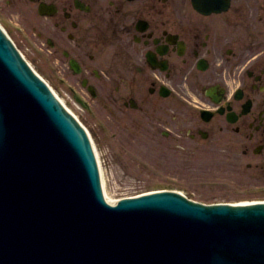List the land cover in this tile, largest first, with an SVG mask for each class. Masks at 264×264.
I'll return each mask as SVG.
<instances>
[{
	"label": "water",
	"instance_id": "1",
	"mask_svg": "<svg viewBox=\"0 0 264 264\" xmlns=\"http://www.w3.org/2000/svg\"><path fill=\"white\" fill-rule=\"evenodd\" d=\"M11 87L20 89L15 98ZM29 94L43 108H23L29 122L19 138L8 137L0 119V264H264V204L204 206L153 194L135 199L143 204L127 221L118 209L76 205L94 170L87 141L0 32V112ZM38 121L64 127L73 150L63 159L73 176L42 158V148L57 144L43 131L32 135Z\"/></svg>",
	"mask_w": 264,
	"mask_h": 264
},
{
	"label": "flooded vegetation",
	"instance_id": "2",
	"mask_svg": "<svg viewBox=\"0 0 264 264\" xmlns=\"http://www.w3.org/2000/svg\"><path fill=\"white\" fill-rule=\"evenodd\" d=\"M12 1L31 30L41 27L65 43L92 80L113 87V101L142 103L149 121L166 122V111L174 134L187 126L197 146L239 149L264 172V0H230L211 13L197 11L192 0ZM144 70L218 110L180 118L164 96L148 99L156 88Z\"/></svg>",
	"mask_w": 264,
	"mask_h": 264
},
{
	"label": "rangeland",
	"instance_id": "3",
	"mask_svg": "<svg viewBox=\"0 0 264 264\" xmlns=\"http://www.w3.org/2000/svg\"><path fill=\"white\" fill-rule=\"evenodd\" d=\"M20 47L59 95L68 101V92L65 87L50 74L46 66L42 64L43 61L35 57L26 45H20ZM74 109L94 139L96 150L101 156L106 190L112 197L130 195L158 187L183 189L185 192L189 191L193 197L206 201H236L264 197V181L257 178L256 173H250L244 169L232 171L229 166L209 161L211 159L205 161L197 158L187 147L175 146V142L170 138L161 139V134L159 136L155 129L153 132L160 138L164 147L158 149L150 141H143L148 147L141 146L138 141L142 142L140 137L144 135L141 130H147L146 124L141 120H137L141 122L140 127L135 126L133 130V132L136 130L138 140L131 136L128 141L126 138V131H129L126 127L128 119L125 112L124 116H121L123 122L115 125L108 116L88 117L82 109ZM98 110L106 114L101 108ZM131 112L134 117L140 114L138 111ZM137 124V122L134 123V125ZM111 126L117 130L122 129L120 137L116 138L118 141L116 143H113L114 139L112 140L108 132ZM132 148L141 154L145 152L151 160L147 163L142 160L143 164L139 161L138 154L131 155ZM196 154L199 155V152Z\"/></svg>",
	"mask_w": 264,
	"mask_h": 264
},
{
	"label": "bare ground",
	"instance_id": "4",
	"mask_svg": "<svg viewBox=\"0 0 264 264\" xmlns=\"http://www.w3.org/2000/svg\"><path fill=\"white\" fill-rule=\"evenodd\" d=\"M102 184H103V180H102ZM104 195L106 197V199H108L109 201H113L112 197H110V195L108 194V192H106L105 188H104Z\"/></svg>",
	"mask_w": 264,
	"mask_h": 264
}]
</instances>
